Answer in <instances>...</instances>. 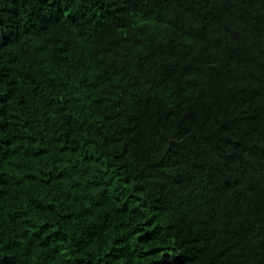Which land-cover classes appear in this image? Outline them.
<instances>
[{
    "label": "trees",
    "instance_id": "1",
    "mask_svg": "<svg viewBox=\"0 0 264 264\" xmlns=\"http://www.w3.org/2000/svg\"><path fill=\"white\" fill-rule=\"evenodd\" d=\"M0 264H264V0H0Z\"/></svg>",
    "mask_w": 264,
    "mask_h": 264
}]
</instances>
